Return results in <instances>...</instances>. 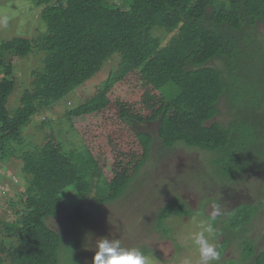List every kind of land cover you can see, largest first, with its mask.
Wrapping results in <instances>:
<instances>
[{"label":"trees","instance_id":"obj_1","mask_svg":"<svg viewBox=\"0 0 264 264\" xmlns=\"http://www.w3.org/2000/svg\"><path fill=\"white\" fill-rule=\"evenodd\" d=\"M33 1L44 6L40 17L45 31L33 38L14 36L0 41V161L23 142L18 149L22 164L17 173H21L16 174L21 188L9 192L16 218H0V264H83L79 241L67 230L81 231L91 219L89 207L99 208L127 191L142 176L140 171L153 151L169 152L181 145H197L211 153L209 170L203 167L205 178L212 180L213 173L217 174L221 178L217 183L226 193L222 199L233 196L235 206L230 210L204 216H211L207 234L219 243L221 253L229 243L226 233L240 238L241 258L225 262L240 259L239 264H264V248L257 249L255 239L247 234L250 222L264 208V192L255 200H239L243 189L234 192L236 186L232 187L253 166L264 167V62L249 53L263 49L255 45L252 27L264 24V0ZM116 54L121 60L99 93L68 115L84 116L105 107L108 91L131 69L159 91L162 105L178 111L198 138L189 141L187 129L182 128L168 141L160 129L157 143L149 131L135 129L143 153L124 181L114 187L103 170V159L86 149L71 154L62 146L60 119L55 127L49 117L35 123L39 129L48 125L38 142L35 135L25 139L23 135L36 114L51 110ZM11 55L40 56L41 63L31 69L33 80L14 109L8 101L18 78L15 67L3 62ZM127 113L123 110L122 117L133 124ZM213 191L209 202L218 203L221 198ZM193 213L186 199L175 193L159 208L156 225L168 234V217ZM60 215L65 216L67 230L59 231L48 223ZM149 251L146 247L136 251L127 264H137Z\"/></svg>","mask_w":264,"mask_h":264},{"label":"rangeland","instance_id":"obj_2","mask_svg":"<svg viewBox=\"0 0 264 264\" xmlns=\"http://www.w3.org/2000/svg\"><path fill=\"white\" fill-rule=\"evenodd\" d=\"M43 7L36 5L33 0H0V41L14 36L33 38L44 32L45 24L40 17ZM252 32L253 38L257 40L255 45L263 49L251 50L249 53L253 54L256 61L264 62V24L252 27ZM38 57L21 59L11 55L3 59L5 64L15 67L14 74L18 78L16 89L9 97V108L14 109L20 104L23 89L29 87L33 80L31 69L41 64ZM120 60L118 54L114 55L100 71L63 97L51 110L36 114L34 123L26 127L23 135L24 139L35 135L38 142L43 139L48 125L39 129L35 123L49 117L55 127L60 119L64 129L58 140L62 146L71 154L86 149L103 159V170L114 187L124 181V176L132 171L134 163L143 153V144L135 129L149 131L157 143H160L158 132L161 130L165 131L168 141L175 136L174 131L182 128L187 129L189 141L194 142L198 138V133L186 126L178 111L162 105L159 91L131 69L108 91L105 107L91 114L70 117L68 111L99 93L110 71L118 66ZM256 61V65L262 66L263 63ZM123 110H127L128 117L134 120L133 124L122 117ZM22 143H17L20 144L19 150L23 147ZM18 149L15 148L11 155L0 161V190L5 192H0V218L3 220L16 218L13 205L9 202V192L13 194L21 188L16 175L21 173L17 172L22 164ZM152 153L154 155L140 171L142 176L139 179L137 177L118 199L99 208H90L87 202L91 219L81 231L67 230L64 215L52 217L48 223L59 231L67 230L75 236L79 241L77 250L83 264H114L119 259L120 264H127L134 258L136 251L144 247L152 251L137 264H239L240 259L239 262L235 260L230 263L225 260L241 258L243 246L240 238L226 233L224 237L229 239V243L221 253L218 250L219 243L215 239L212 241L211 235L207 234L206 227L211 222V216H204L207 213L219 214L235 206L233 196L228 200L222 199L226 193L221 191V185L217 183L221 179L217 174L213 173L212 180L205 178L203 167H208L212 154L197 145H181L169 152ZM246 174L243 180L236 178L232 183V187L236 186L233 191L239 192L242 188L244 194L239 196V200L248 197L255 200L261 191L264 192V167L255 165ZM215 189L219 191H213ZM212 191L215 197L221 198L218 203L209 202L214 199ZM175 193L186 199L194 213L181 218L168 217L166 222L171 231L166 234L156 225L157 214L159 208ZM66 196L70 198L68 194ZM250 228L247 234L255 239L257 249L264 248V208L250 222ZM218 240L221 241L222 237L219 236Z\"/></svg>","mask_w":264,"mask_h":264}]
</instances>
